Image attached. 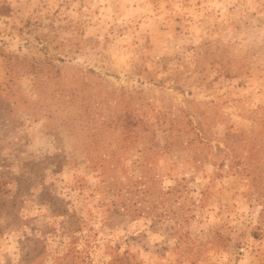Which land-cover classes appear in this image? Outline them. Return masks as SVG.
I'll list each match as a JSON object with an SVG mask.
<instances>
[{
    "label": "rangeland",
    "instance_id": "rangeland-1",
    "mask_svg": "<svg viewBox=\"0 0 264 264\" xmlns=\"http://www.w3.org/2000/svg\"><path fill=\"white\" fill-rule=\"evenodd\" d=\"M0 264H264V0H0Z\"/></svg>",
    "mask_w": 264,
    "mask_h": 264
},
{
    "label": "trees",
    "instance_id": "trees-1",
    "mask_svg": "<svg viewBox=\"0 0 264 264\" xmlns=\"http://www.w3.org/2000/svg\"><path fill=\"white\" fill-rule=\"evenodd\" d=\"M125 116L126 117H125L124 121H125L126 125L135 126L137 124L138 120H137V117H135V115L127 114ZM144 129H145V127H144Z\"/></svg>",
    "mask_w": 264,
    "mask_h": 264
}]
</instances>
